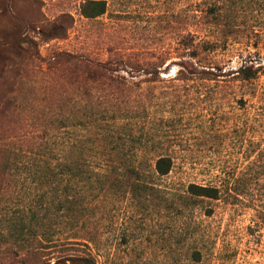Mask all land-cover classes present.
Listing matches in <instances>:
<instances>
[{
	"label": "rangeland",
	"instance_id": "obj_1",
	"mask_svg": "<svg viewBox=\"0 0 264 264\" xmlns=\"http://www.w3.org/2000/svg\"><path fill=\"white\" fill-rule=\"evenodd\" d=\"M86 1L0 0V264H264V0Z\"/></svg>",
	"mask_w": 264,
	"mask_h": 264
},
{
	"label": "trees",
	"instance_id": "obj_2",
	"mask_svg": "<svg viewBox=\"0 0 264 264\" xmlns=\"http://www.w3.org/2000/svg\"><path fill=\"white\" fill-rule=\"evenodd\" d=\"M107 11V4L105 1H97V0H87L82 4L81 12L82 15L88 19H95L102 15H104ZM65 18V17H64ZM68 27L65 25L63 21H56L54 22L49 28L47 29H39V35L44 38V40H54L65 38L67 35ZM23 40V39H22ZM21 39L18 41L15 40L14 43L8 45L6 48L9 49H17L20 48ZM32 46H35L34 40H32ZM5 47V46H2ZM2 48L0 47V51ZM1 56V54H0ZM94 67L96 69H101L102 67L99 66ZM256 71L253 70L251 67L244 68L240 70V74L244 80H249L252 78L253 74ZM174 163L173 160L168 156H163L157 159L155 164V171L160 176L168 175L173 169ZM188 192L198 198H206L212 200H219L221 198V189L217 187H210V186H200L192 184L188 188ZM36 240V248L33 250V253L36 256H46V253L50 247H44L43 242L38 239V237L34 238ZM51 254V253H50ZM194 260L196 262L201 261V255L198 252L194 253ZM37 264H96L95 258L90 254L87 253L86 255H63L57 258L55 261H42L41 263Z\"/></svg>",
	"mask_w": 264,
	"mask_h": 264
}]
</instances>
